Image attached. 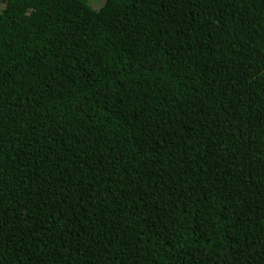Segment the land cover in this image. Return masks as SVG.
I'll return each mask as SVG.
<instances>
[{
  "label": "trees",
  "instance_id": "trees-1",
  "mask_svg": "<svg viewBox=\"0 0 264 264\" xmlns=\"http://www.w3.org/2000/svg\"><path fill=\"white\" fill-rule=\"evenodd\" d=\"M0 264H264V0H0Z\"/></svg>",
  "mask_w": 264,
  "mask_h": 264
},
{
  "label": "rangeland",
  "instance_id": "rangeland-1",
  "mask_svg": "<svg viewBox=\"0 0 264 264\" xmlns=\"http://www.w3.org/2000/svg\"><path fill=\"white\" fill-rule=\"evenodd\" d=\"M105 0H86V2L93 8L98 9L100 8Z\"/></svg>",
  "mask_w": 264,
  "mask_h": 264
}]
</instances>
